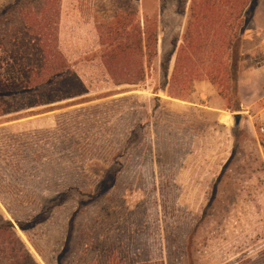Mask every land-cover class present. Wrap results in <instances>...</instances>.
<instances>
[{
    "label": "trees",
    "instance_id": "obj_1",
    "mask_svg": "<svg viewBox=\"0 0 264 264\" xmlns=\"http://www.w3.org/2000/svg\"><path fill=\"white\" fill-rule=\"evenodd\" d=\"M259 3L191 0L181 40L160 63L164 82L156 89L187 102L195 85L208 81L227 108L240 110L243 38L255 23ZM94 7L95 0H14L0 8V125L38 108L88 103L91 94L141 85L154 74L158 21L140 16L137 0H117L108 21H99ZM116 94L109 91L97 99ZM154 100L155 110L161 98ZM128 101L70 112L50 130L15 134L0 129V199L26 235L57 209L74 205L63 251L74 238L79 212L82 229H88L80 237L83 249L76 264H149L141 175L130 182L121 204L117 200L120 208L110 221L101 213L121 174L109 168H116L121 157L120 111ZM130 105L126 139L131 144L142 124L134 121L136 103ZM238 128L225 133L227 138L236 137ZM10 186L28 190L9 196L3 189ZM15 210L25 216L19 218ZM0 264H39L1 211Z\"/></svg>",
    "mask_w": 264,
    "mask_h": 264
},
{
    "label": "rangeland",
    "instance_id": "obj_2",
    "mask_svg": "<svg viewBox=\"0 0 264 264\" xmlns=\"http://www.w3.org/2000/svg\"><path fill=\"white\" fill-rule=\"evenodd\" d=\"M13 1L0 0V8ZM137 2L140 16L158 21L159 59L152 76L141 85L109 90L118 93L113 96L97 99L109 92L103 91L89 95L93 101L88 103L64 107V102L56 105L60 107L32 110L1 124L0 129L15 134L50 130L70 112L129 99L120 111L121 157L116 168L106 166L121 174L116 188L106 194L101 213L110 221L112 212L120 208L117 200L121 204L130 182L141 175L145 191L139 203L147 222L149 264H264V133L260 132L264 48L250 47L247 55L242 52L240 110L227 108L226 100L208 81L197 83L187 102L171 99L157 90L164 82L160 63L172 43L181 40L191 0ZM116 6L117 0H95L93 15L99 21L111 20ZM254 29H264V0L250 30ZM155 97L161 102L154 110ZM133 102L134 121L142 126L135 128L130 144L126 137ZM230 114L238 115L231 126ZM236 126V137L227 138L225 133ZM19 190L10 186L3 192L14 196ZM75 210L72 204L57 209L30 235L16 229L39 264L77 263L83 249L80 237L88 234V229H82L81 212L74 238L63 251ZM0 211L14 221L1 199ZM15 211L19 218L25 216Z\"/></svg>",
    "mask_w": 264,
    "mask_h": 264
},
{
    "label": "crops",
    "instance_id": "obj_3",
    "mask_svg": "<svg viewBox=\"0 0 264 264\" xmlns=\"http://www.w3.org/2000/svg\"><path fill=\"white\" fill-rule=\"evenodd\" d=\"M251 48H264V29L248 30L243 38L242 52L249 53Z\"/></svg>",
    "mask_w": 264,
    "mask_h": 264
},
{
    "label": "built area",
    "instance_id": "obj_4",
    "mask_svg": "<svg viewBox=\"0 0 264 264\" xmlns=\"http://www.w3.org/2000/svg\"><path fill=\"white\" fill-rule=\"evenodd\" d=\"M261 104H262L263 113H264V93H263V95L261 97ZM260 132L264 133V114H263V118H262V124H261V127H260Z\"/></svg>",
    "mask_w": 264,
    "mask_h": 264
},
{
    "label": "water",
    "instance_id": "obj_5",
    "mask_svg": "<svg viewBox=\"0 0 264 264\" xmlns=\"http://www.w3.org/2000/svg\"><path fill=\"white\" fill-rule=\"evenodd\" d=\"M237 119H238V115H233L232 116V120H233L232 124H236L237 123ZM9 220L14 223V221L12 219H9ZM14 225H15L16 229L20 230L15 223H14Z\"/></svg>",
    "mask_w": 264,
    "mask_h": 264
},
{
    "label": "bare ground",
    "instance_id": "obj_6",
    "mask_svg": "<svg viewBox=\"0 0 264 264\" xmlns=\"http://www.w3.org/2000/svg\"><path fill=\"white\" fill-rule=\"evenodd\" d=\"M232 122H233V120H232V115L230 114V119H229V126H231V125H232Z\"/></svg>",
    "mask_w": 264,
    "mask_h": 264
}]
</instances>
